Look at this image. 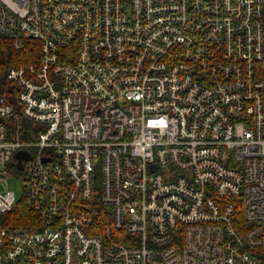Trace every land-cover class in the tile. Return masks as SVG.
I'll return each instance as SVG.
<instances>
[{"label": "built area", "instance_id": "obj_1", "mask_svg": "<svg viewBox=\"0 0 264 264\" xmlns=\"http://www.w3.org/2000/svg\"><path fill=\"white\" fill-rule=\"evenodd\" d=\"M0 36L37 47L0 66V264H264V0H0Z\"/></svg>", "mask_w": 264, "mask_h": 264}, {"label": "trees", "instance_id": "obj_2", "mask_svg": "<svg viewBox=\"0 0 264 264\" xmlns=\"http://www.w3.org/2000/svg\"><path fill=\"white\" fill-rule=\"evenodd\" d=\"M36 42L33 40H25L22 49H15L10 39L0 36V66L1 70L7 69L9 66L18 62H29L37 54ZM32 213L23 197H20L14 207L5 213L9 218V226H21L32 221Z\"/></svg>", "mask_w": 264, "mask_h": 264}, {"label": "rangeland", "instance_id": "obj_3", "mask_svg": "<svg viewBox=\"0 0 264 264\" xmlns=\"http://www.w3.org/2000/svg\"><path fill=\"white\" fill-rule=\"evenodd\" d=\"M4 170L6 172V177L0 180V186H7L10 190H13L16 200L22 197L23 188L21 175L22 171L15 166H5L0 167V171Z\"/></svg>", "mask_w": 264, "mask_h": 264}, {"label": "water", "instance_id": "obj_4", "mask_svg": "<svg viewBox=\"0 0 264 264\" xmlns=\"http://www.w3.org/2000/svg\"><path fill=\"white\" fill-rule=\"evenodd\" d=\"M17 165H18V167H21V163L20 162H18Z\"/></svg>", "mask_w": 264, "mask_h": 264}]
</instances>
